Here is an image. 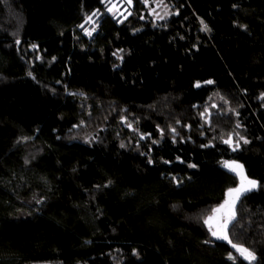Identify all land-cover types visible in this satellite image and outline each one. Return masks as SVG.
I'll return each instance as SVG.
<instances>
[{"label":"trees","instance_id":"16d2710c","mask_svg":"<svg viewBox=\"0 0 264 264\" xmlns=\"http://www.w3.org/2000/svg\"><path fill=\"white\" fill-rule=\"evenodd\" d=\"M161 1L0 0V264H249L204 224L233 160L264 264V0Z\"/></svg>","mask_w":264,"mask_h":264},{"label":"snow or ice","instance_id":"6c2138e0","mask_svg":"<svg viewBox=\"0 0 264 264\" xmlns=\"http://www.w3.org/2000/svg\"><path fill=\"white\" fill-rule=\"evenodd\" d=\"M142 2L147 6L148 0H142ZM127 3L129 5L132 4V0H127ZM115 5L112 7H109L107 10L109 12H112L113 8ZM154 11V10H153ZM97 12H93L91 15L87 16L85 19V24L92 23L94 24L95 21L93 20V17L97 16ZM131 13H129L130 15ZM167 14V13H166ZM160 19H163V17H159ZM203 25V31H210L209 27L207 24H205L203 21H201ZM82 29L85 30V33L87 35H91L93 31H95V27L92 28L91 31H88L85 27L84 24L79 25ZM19 43V41H17ZM33 47H36L33 45ZM116 55V53H114ZM207 84H212L213 81L209 80L206 81ZM197 87H200V84L197 83ZM262 99H264V96H262ZM205 115V114H202ZM131 127V125H129ZM239 127V125H237ZM173 133H176V129L172 128L171 130ZM238 135V134H237ZM144 137H141L143 139ZM175 142V138H173ZM240 140H243L245 144L249 143L248 140H246L244 137H240ZM225 144H228L232 146V150L236 151L240 147V142L238 141H233L232 136L230 135L227 139L223 141ZM153 143H156V141H153ZM123 147V145H121ZM204 147H207V145H204ZM179 159V157L177 158ZM152 161L150 160L149 163ZM165 163H169L168 161H165ZM223 166L228 168L231 172L235 173L239 178H240V184L238 187L235 188H229L226 193V198L224 201L219 204L217 207L212 208L211 214L208 215L204 219V224L209 226V231L211 232V235L217 239L221 240H226L229 244H231V247L236 250L237 253L240 254V256L243 257L244 260L248 261L249 264H252L253 261L256 260V256L254 252L250 251L247 247H244L243 245L233 243L232 240L229 238L228 235V227L230 224H232L236 218H237V213H236V205L238 201L240 200L241 196L247 192H250L258 187L260 185L258 182L254 179H250L244 172V166L237 161H225L223 162ZM189 167H195V165H189ZM175 179V177H173ZM216 223V230H213V222ZM133 255H138V253L133 252ZM228 259L230 260H235L236 257H234L231 253H229Z\"/></svg>","mask_w":264,"mask_h":264},{"label":"rangeland","instance_id":"374dc122","mask_svg":"<svg viewBox=\"0 0 264 264\" xmlns=\"http://www.w3.org/2000/svg\"><path fill=\"white\" fill-rule=\"evenodd\" d=\"M142 1V0H141ZM113 5H115V7L113 8V10H112V12H109L107 9L109 8V7H112ZM144 6H145V4H144ZM103 7H104V9H105V11L107 12V13H109L112 17H114L115 19H118V20H121V19H123V17L127 14V11H128V3H127V0H104V4H103ZM145 7H147L148 9H149V11H148V14L149 15H151L152 17H153V19L154 20H156V21H159L160 20V18L159 17H161V12L163 11V10H165L164 8H163V4H162V1L161 0H148V4H147V6H145ZM154 10V11H153ZM93 20L95 21V23L94 24H92V23H89V24H86L85 25V28L88 30L89 28H92V27H96V16L95 17H93ZM226 168V167H225ZM228 169V168H227ZM229 170V169H228ZM237 179H238V185H237V187L239 186V184H240V178L237 176ZM227 193V192H226ZM226 193H225V196H224V199L226 198ZM224 199H223V201H224ZM222 201V202H223ZM221 202V203H222ZM217 207V206H216ZM210 214H211V212H210ZM209 214V215H210ZM216 223L217 222H213V230H216ZM207 226V229H208V231H209V226L208 225H206ZM209 233H210V236H211V238L212 239H214V240H220V241H224V242H226V243H228L226 240H221V239H217V238H215V237H213L212 235H211V232L209 231ZM229 244V243H228ZM230 246H231V244H229ZM235 250V249H234ZM235 254H236V256L237 257H239V258H242L243 259V257L242 256H240V254L239 253H237L236 252V250H235ZM244 260V259H243ZM246 261V260H245ZM248 262V261H247Z\"/></svg>","mask_w":264,"mask_h":264},{"label":"built area","instance_id":"2783aa9c","mask_svg":"<svg viewBox=\"0 0 264 264\" xmlns=\"http://www.w3.org/2000/svg\"><path fill=\"white\" fill-rule=\"evenodd\" d=\"M95 29H96V27H95Z\"/></svg>","mask_w":264,"mask_h":264}]
</instances>
